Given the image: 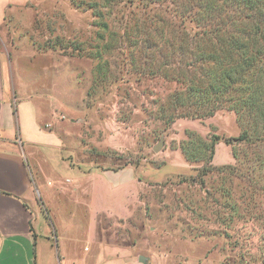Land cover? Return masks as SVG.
Here are the masks:
<instances>
[{
	"label": "rangeland",
	"instance_id": "obj_1",
	"mask_svg": "<svg viewBox=\"0 0 264 264\" xmlns=\"http://www.w3.org/2000/svg\"><path fill=\"white\" fill-rule=\"evenodd\" d=\"M4 17L14 96L33 100L50 130L28 162L53 254L58 238L94 248L89 264L97 253L122 264H264V124L246 125L239 141L243 121L227 109L166 123L175 84L148 73L143 40L155 39V19L182 33L170 0H11ZM215 135V162L224 144L233 160H211L196 180Z\"/></svg>",
	"mask_w": 264,
	"mask_h": 264
},
{
	"label": "trees",
	"instance_id": "obj_2",
	"mask_svg": "<svg viewBox=\"0 0 264 264\" xmlns=\"http://www.w3.org/2000/svg\"><path fill=\"white\" fill-rule=\"evenodd\" d=\"M170 1L182 33L171 32L170 20L155 19L150 24L155 39L143 40L151 50L146 56L148 73L175 84L167 95V105L160 108L163 112L171 109L163 114L166 123L209 117L227 109L243 121L237 140L245 141L246 125L264 124V0ZM86 55L100 57L98 52ZM157 56L163 61L158 63ZM219 139L213 136L206 146L209 157L196 180L202 181L214 169L209 163ZM181 151L186 161L195 162L188 149L183 146Z\"/></svg>",
	"mask_w": 264,
	"mask_h": 264
},
{
	"label": "crops",
	"instance_id": "obj_3",
	"mask_svg": "<svg viewBox=\"0 0 264 264\" xmlns=\"http://www.w3.org/2000/svg\"><path fill=\"white\" fill-rule=\"evenodd\" d=\"M10 4L11 0H0V28ZM43 123L33 100L14 96L9 58L0 31V264H47V256L51 257L50 264H89V260L95 256L92 254L94 248L89 250L84 245L86 248L83 249V245L77 244L76 250L73 248L71 251L57 238L54 255L48 236L50 227L47 229L48 234L37 229V220L43 214L31 191L28 159H35V150L43 146L36 140L49 135L50 130L46 131L44 128L47 125ZM218 145H215L212 164L230 163L233 157L225 144L221 150L225 162H215ZM183 162V167L187 169L183 174H186L190 166L185 160ZM47 247H50L49 251L43 253ZM118 256L113 260L107 257L102 260V256L97 253L99 262L96 264H107L106 260L108 264H112L111 261L115 264L126 261L121 263Z\"/></svg>",
	"mask_w": 264,
	"mask_h": 264
},
{
	"label": "water",
	"instance_id": "obj_4",
	"mask_svg": "<svg viewBox=\"0 0 264 264\" xmlns=\"http://www.w3.org/2000/svg\"><path fill=\"white\" fill-rule=\"evenodd\" d=\"M163 146V139H160L154 146H153V151L157 152L161 147ZM139 261H144L143 256H139L138 258Z\"/></svg>",
	"mask_w": 264,
	"mask_h": 264
}]
</instances>
